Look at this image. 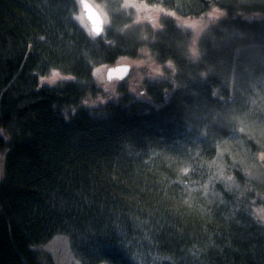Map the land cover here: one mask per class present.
Listing matches in <instances>:
<instances>
[{"label":"trees","instance_id":"16d2710c","mask_svg":"<svg viewBox=\"0 0 264 264\" xmlns=\"http://www.w3.org/2000/svg\"><path fill=\"white\" fill-rule=\"evenodd\" d=\"M141 1L95 37L77 0H0V264H56L57 236L82 264H264V0ZM213 6L194 55L171 15ZM143 48L163 79L88 107Z\"/></svg>","mask_w":264,"mask_h":264},{"label":"rangeland","instance_id":"374dc122","mask_svg":"<svg viewBox=\"0 0 264 264\" xmlns=\"http://www.w3.org/2000/svg\"><path fill=\"white\" fill-rule=\"evenodd\" d=\"M80 3V0H77ZM108 1V0H107ZM122 6L127 11H132L137 14L141 22H152L153 19L159 17L158 9L148 8L141 0H119ZM91 2L99 9L107 22L106 0H91ZM83 15V14H82ZM224 11L218 7H211L206 13H203L199 17H178L176 14L171 16L175 17L179 22V25L186 31L192 32L191 51L195 55L198 53V41L200 37L207 32L211 27L215 26L218 21L224 17ZM84 18V16H83ZM250 18V17H249ZM85 19V18H84ZM85 21V20H84ZM87 27L88 24L85 21ZM117 65H129L131 67L130 76L125 80L127 86L130 87L132 94L138 98L144 95L142 85L145 80L163 79V68L159 66L151 57L148 50L143 48L139 50L137 58H122ZM112 66H101L96 68L95 78L97 83L102 88V96L97 99L90 100L86 104L90 108H96L99 105H105L110 101H116L119 96V89L122 81L109 80L107 78L108 69ZM60 73L54 72L49 79L43 81V83H52L57 80L63 79ZM231 148L230 146L227 147ZM1 168V165H0ZM256 216L261 219L264 217V208L255 209ZM46 249L55 258L56 264H82L80 257L72 249L71 243L64 236H57L46 245L41 246V249Z\"/></svg>","mask_w":264,"mask_h":264},{"label":"water","instance_id":"95a60500","mask_svg":"<svg viewBox=\"0 0 264 264\" xmlns=\"http://www.w3.org/2000/svg\"><path fill=\"white\" fill-rule=\"evenodd\" d=\"M85 4H87V7H85ZM80 7L85 21L89 26L90 32L95 37L102 36L105 30L106 21L99 9L91 2V0H85L84 3H81L80 0ZM130 72L131 67L129 65L113 66L108 69L107 78L109 80L124 81L130 76Z\"/></svg>","mask_w":264,"mask_h":264},{"label":"snow or ice","instance_id":"6c2138e0","mask_svg":"<svg viewBox=\"0 0 264 264\" xmlns=\"http://www.w3.org/2000/svg\"><path fill=\"white\" fill-rule=\"evenodd\" d=\"M84 2H85V0H81V3H84ZM85 7H87V4H85ZM109 78H111V77H109ZM261 219L264 220V217H261Z\"/></svg>","mask_w":264,"mask_h":264}]
</instances>
